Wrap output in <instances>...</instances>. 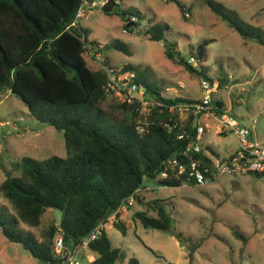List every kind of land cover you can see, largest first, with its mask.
<instances>
[{
	"label": "trees",
	"instance_id": "16d2710c",
	"mask_svg": "<svg viewBox=\"0 0 264 264\" xmlns=\"http://www.w3.org/2000/svg\"><path fill=\"white\" fill-rule=\"evenodd\" d=\"M80 1L0 0V95H15L40 122L62 130L66 147L64 156H22L12 162L10 169H4L5 177L0 182V194L15 210L10 213L0 206L1 232L46 264L64 260L54 249L56 234L61 235L66 247L73 248L100 220L114 212L113 224L125 233L127 225L119 218L118 208L122 204L129 207L128 198L142 201L140 189L145 176L157 178L161 185L178 186L185 182L183 174L171 173L176 169L172 159L187 162L182 149L189 138L177 135L183 130L194 134V115L189 113L183 119L169 105L197 98L162 95L149 83L146 67L141 64L125 63L122 70L135 72V81L144 84L146 94L156 101L154 106L142 113L136 102L120 101L107 94L106 69L90 65L85 59L87 37L84 42L77 30L65 28ZM165 1L181 5L180 0ZM204 3L242 37L264 45V32L259 26L242 20L216 0ZM120 9L136 19L141 17L139 10ZM148 21L144 32L148 38L162 42L167 58L176 59L186 70L211 80L203 66L191 63L177 48L176 41L166 37V22ZM81 30L86 35L84 27ZM207 42L204 39L195 46L198 61L205 59ZM112 45L130 53L124 41L115 38ZM223 103L211 96V107L216 112L224 110ZM139 118L145 122L142 132L137 129ZM172 150L174 155L168 159ZM194 156L201 159L203 166L212 162L202 150ZM165 170L169 173L160 176ZM255 173L261 175L264 171ZM48 207L60 209L61 216L57 224H49L39 239L20 223L38 225ZM152 207L155 214L137 209L132 217L144 227L170 228L173 219L167 207L158 198H153ZM231 231L246 239L237 228L232 227ZM85 249L94 255L85 264H115L125 257L105 229L89 240ZM127 262L143 264L133 255L128 256Z\"/></svg>",
	"mask_w": 264,
	"mask_h": 264
},
{
	"label": "rangeland",
	"instance_id": "374dc122",
	"mask_svg": "<svg viewBox=\"0 0 264 264\" xmlns=\"http://www.w3.org/2000/svg\"><path fill=\"white\" fill-rule=\"evenodd\" d=\"M216 1L264 32V0ZM116 2L120 8L141 12L140 18L134 16L136 24L127 26L124 22V25L117 13L109 15L100 6L79 20L86 31L87 42L100 43L98 46L104 49L109 67L141 64L146 67L149 83L162 94L173 96L178 92L200 97L201 77L186 70L178 60L167 58L162 42L148 38L144 32L148 19L166 22L169 25L165 30L166 37L176 41L184 56H193V64L203 66L210 81L217 84L211 92L213 99L224 102L223 108L230 117L240 124L250 125L253 138L264 145L263 44L242 37L204 0H180V6L165 0ZM128 20H132L130 15ZM115 38L127 44L129 54L113 47ZM204 39L208 41L206 56L198 61L195 46ZM84 56L87 63L96 66L89 52L85 51ZM166 86L178 91L165 90ZM206 120L208 126L199 139L200 145L217 149L219 157L228 154L237 145L235 133H220L212 116H207ZM211 151L216 154V150ZM53 154H66L63 131L40 122L15 95H0V182L5 177L4 169H10L12 162L22 156L43 159ZM140 190L142 201L132 199L129 207L123 206L119 210V218L127 225L126 232L113 224L115 215L105 225L112 244L125 252V257L116 260L115 264H129L127 258L130 255L143 264H264V173H222L200 185L185 181L178 186L161 185L157 178L145 176ZM153 198H158L170 211L173 219L170 228L144 227L132 217L137 209L155 214ZM0 206L15 213L11 203L1 194ZM60 216V209L48 207L38 225L20 224L41 239L49 224H57ZM232 227L243 232L246 239L236 237ZM79 252L81 250L77 251V257L82 264L86 263V258H92L85 256L84 251L82 255L86 258H82ZM0 264L46 263L33 257L20 243L7 239L0 230Z\"/></svg>",
	"mask_w": 264,
	"mask_h": 264
},
{
	"label": "built area",
	"instance_id": "2783aa9c",
	"mask_svg": "<svg viewBox=\"0 0 264 264\" xmlns=\"http://www.w3.org/2000/svg\"><path fill=\"white\" fill-rule=\"evenodd\" d=\"M106 0H81L78 4L74 16L71 21L65 26L69 30H77L79 37L85 42L86 35L81 30L79 20L82 16H85L91 9L96 6H100ZM132 21L134 16L131 15ZM98 45L91 43H85L86 52L90 53L92 61L103 66L107 71V79L104 83V89L108 95L115 96L120 101H126L129 103L136 102L137 107L142 113L148 111L151 106L156 104L154 98L150 97L145 92V86L142 82L135 81V72L133 70H122L121 67L113 68L109 67L106 62L104 52L98 48ZM188 60L191 63L195 62V58L190 56ZM216 83L201 77L200 86L202 93L195 101H180L169 105V109L176 111L182 117V114H193L197 116L196 122L193 124L194 116L192 118V126L194 127V134L183 130L178 133V138L188 137V141L182 149V154L187 158V162L179 161L178 159H172L173 167H176L172 174H183L184 178L188 182L194 184H202L206 179H216L222 173L235 174V173H247V172H262L264 171V145L258 143L252 136V129L250 125L240 124L235 118L230 117L227 114V110L222 112H216L211 107V92L216 87ZM165 90H173L177 92V88L172 86H166ZM164 95V94H162ZM180 95L178 92L176 95ZM166 96V95H164ZM207 116H212L218 124V131L225 133L227 131H233L237 137V145L234 150L228 154L216 157L212 160L210 165H202L201 159L195 157L194 154L202 150L199 143V139L202 137L205 128L208 126ZM253 119L252 121H254ZM145 122L142 118H139L137 129L142 132L145 129ZM169 172L167 170L162 171L160 176H166ZM128 204L132 203V198H128ZM125 204H122L118 210H120ZM115 215V212L100 220L91 232L86 235L76 246L73 248L66 247L63 244L61 235L56 236L54 241V249L57 254H60L64 258L66 264H82V260L77 257V251H84L85 256L90 255L92 258H86L90 261L94 258V255L88 253L85 249L87 242L101 233L105 229V225L108 219ZM116 217V216H115Z\"/></svg>",
	"mask_w": 264,
	"mask_h": 264
},
{
	"label": "water",
	"instance_id": "95a60500",
	"mask_svg": "<svg viewBox=\"0 0 264 264\" xmlns=\"http://www.w3.org/2000/svg\"><path fill=\"white\" fill-rule=\"evenodd\" d=\"M101 9L104 12H110V11H119L120 12V16H122L125 21H126V25L129 26L132 24V20H128L129 19V15L126 14L124 11H122L120 9V4L118 2H116L115 0H106L102 5H101ZM197 120V116H194V120H193V124L196 122ZM174 155V151L172 150L170 152V154L168 155V159H171L172 156Z\"/></svg>",
	"mask_w": 264,
	"mask_h": 264
},
{
	"label": "crops",
	"instance_id": "0c3cea01",
	"mask_svg": "<svg viewBox=\"0 0 264 264\" xmlns=\"http://www.w3.org/2000/svg\"><path fill=\"white\" fill-rule=\"evenodd\" d=\"M116 1V0H115ZM92 10V9H91ZM90 10V11H91ZM89 11V12H90ZM88 12V13H89ZM110 12H113V11H110ZM87 13V14H88ZM107 14H109V15H115L114 13H108V12H106ZM86 14V15H87ZM119 16H120V14H118ZM121 17V20H122V24H124V22L126 23V21H125V19L122 17V16H120ZM110 18V17H109ZM124 20H123V19ZM81 25V24H80ZM82 26V25H81ZM83 27V26H82ZM92 44V43H91ZM100 43H93V45H99ZM99 47H101V45L99 46ZM101 50L104 52V49L103 48H101ZM104 55H105V57H106V60H107V56H106V54H105V52H104ZM90 57V56H89ZM91 58V57H90ZM92 60V59H91ZM93 62V61H92ZM94 63V62H93ZM132 64H135V63H132ZM124 65V64H123ZM119 67H121L122 66V64L121 65H118ZM117 66V67H118ZM161 93H162V91H161ZM180 94V93H179ZM180 95H183V94H180ZM183 96H187V95H183ZM187 97H191V96H187ZM191 98H195V97H191ZM187 114H182V118L183 119H186L187 118ZM236 147V146H235ZM235 147L232 149V150H234L235 149ZM201 148H202V151L206 154V155H208L211 159H213V158H216V157H219V151L217 150V149H214L213 147H211V146H206V148H203L202 146H201ZM216 150V154L215 153H213L211 150ZM231 150V151H232ZM230 151V152H231Z\"/></svg>",
	"mask_w": 264,
	"mask_h": 264
}]
</instances>
